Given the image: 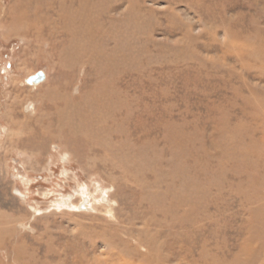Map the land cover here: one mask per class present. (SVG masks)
I'll return each mask as SVG.
<instances>
[{
  "label": "rangeland",
  "instance_id": "1",
  "mask_svg": "<svg viewBox=\"0 0 264 264\" xmlns=\"http://www.w3.org/2000/svg\"><path fill=\"white\" fill-rule=\"evenodd\" d=\"M251 263L264 0H0V264Z\"/></svg>",
  "mask_w": 264,
  "mask_h": 264
},
{
  "label": "water",
  "instance_id": "2",
  "mask_svg": "<svg viewBox=\"0 0 264 264\" xmlns=\"http://www.w3.org/2000/svg\"><path fill=\"white\" fill-rule=\"evenodd\" d=\"M45 77H46L45 72L43 70H40L36 72L34 75L27 77L25 79V83L29 86H35V85H38L44 82ZM14 194H16L20 198H24L23 194H21L18 191H14ZM30 209H33V208L31 207ZM79 210H86L85 206L84 205L80 206Z\"/></svg>",
  "mask_w": 264,
  "mask_h": 264
},
{
  "label": "bare ground",
  "instance_id": "3",
  "mask_svg": "<svg viewBox=\"0 0 264 264\" xmlns=\"http://www.w3.org/2000/svg\"><path fill=\"white\" fill-rule=\"evenodd\" d=\"M87 204H88V199L85 198V197H83L82 201H80V203L78 204L77 209L79 210L80 206L84 205L86 210H79V211H88V209H87ZM2 233H3V232H2ZM251 240H252V239H251ZM253 241H254V240H253ZM251 244H252V243H251ZM248 247H249V245H248ZM256 247H257V246H256ZM247 252H249V251H247ZM251 259H252V258H251ZM252 261H253V259H252ZM11 263H12V262H11ZM251 264H252V263H251Z\"/></svg>",
  "mask_w": 264,
  "mask_h": 264
}]
</instances>
